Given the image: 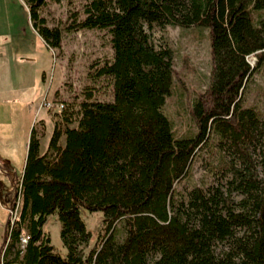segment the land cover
Segmentation results:
<instances>
[{
	"label": "trees",
	"instance_id": "1",
	"mask_svg": "<svg viewBox=\"0 0 264 264\" xmlns=\"http://www.w3.org/2000/svg\"><path fill=\"white\" fill-rule=\"evenodd\" d=\"M23 1L37 34L60 49L62 29L39 13L47 0ZM84 13L68 29L110 35L112 59L96 75L111 80L113 100L87 94L77 108L63 107L44 155V130L32 128L18 216L6 223L0 264H264V119L244 107L264 62V0H88ZM145 26L210 30L211 79L194 103L192 139L175 140L162 113L174 52L166 40L156 48ZM211 139L225 186L195 187L185 197L176 185ZM81 208L103 214V235L89 250ZM53 214L65 257L43 232Z\"/></svg>",
	"mask_w": 264,
	"mask_h": 264
},
{
	"label": "rangeland",
	"instance_id": "2",
	"mask_svg": "<svg viewBox=\"0 0 264 264\" xmlns=\"http://www.w3.org/2000/svg\"><path fill=\"white\" fill-rule=\"evenodd\" d=\"M88 0H60L55 2L47 0L39 13L46 19L48 27L62 29L60 49H52L35 33L31 31L27 9L22 0H0V5L14 4L18 6L21 14L20 23L24 19L20 29L6 24L0 20V120L10 119L15 106L5 100L16 99L20 106L30 103L34 94L43 96L52 105H72L77 108L78 104L92 96L93 101L111 102L113 100L111 80L96 75L97 70L104 63L112 59V47L110 35L103 29H68L69 25L82 20L85 17L84 7ZM264 19V16H263ZM14 26V27H13ZM146 31L156 48L166 43L174 52V71L171 94L165 100L162 113L167 117L170 131L175 140H188L194 138L198 128L192 115L194 103L198 95L204 93L210 85L212 72V57L210 47L209 28L205 26H168L161 31L157 26L148 28ZM16 36L22 37L18 39ZM23 53V63L13 59L12 54L18 56ZM250 63L256 66V58L251 57ZM22 70V72H21ZM18 75V84H14L15 72ZM20 76V74H24ZM42 98V99H43ZM5 99V100H3ZM42 100L39 104V107ZM244 107H254L263 115L264 119V62L257 65L244 94ZM42 112L51 118L54 123L60 120L57 109L40 108ZM63 110V109H62ZM10 113V115H9ZM7 122L0 125V130L8 134L10 128ZM73 124L72 127H75ZM19 130H20V126ZM40 130V126L38 128ZM16 142H12L9 155L13 161L12 169L16 176L21 171L22 132L19 131ZM51 134L47 135L48 139ZM47 137L43 144L47 145ZM4 142V141H3ZM64 137L61 138V144ZM264 151V150H263ZM197 157L193 159L190 176L176 185V191L183 194L195 187H224L225 177L219 170L221 153L216 140H209L206 145L199 149ZM258 155V151H256ZM254 158H257L256 155ZM12 188L8 177H0V253L6 232V223L9 218V207H15V198L18 196L19 183L14 181ZM12 190V191H11ZM11 198L9 204L5 200L8 192ZM19 211V210H18ZM18 215V214H17ZM80 217L90 232L87 250L96 245L103 235V214L101 212L89 213L80 209ZM13 218V217H12ZM11 220V219H10ZM61 224L56 214L48 217L43 232L49 236L51 245L55 251L65 257L66 248L60 239ZM117 241H121L123 232L117 225ZM1 257V254H0Z\"/></svg>",
	"mask_w": 264,
	"mask_h": 264
},
{
	"label": "crops",
	"instance_id": "3",
	"mask_svg": "<svg viewBox=\"0 0 264 264\" xmlns=\"http://www.w3.org/2000/svg\"><path fill=\"white\" fill-rule=\"evenodd\" d=\"M10 1V0H7ZM23 2V0H22ZM24 3V2H23ZM24 7L27 9L26 4L24 3ZM27 13H28V9H27ZM21 17V14L18 12V6L17 5H12V4H5V5H0V20H2L6 26L9 25V27H12V25L14 24V26L17 25V27L19 26V32L21 31L20 29L23 27L24 24V19L22 20V22L20 23L19 18ZM28 19H29V24L31 27V31L35 32L37 34V32L35 31V29L33 28L32 24H31V20H30V16L28 13ZM13 26V27H14ZM38 35V34H37ZM39 36V35H38ZM18 39H22V37L20 36H16ZM40 37V36H39ZM41 38V37H40ZM42 39V38H41ZM12 57L14 60L16 61H20L19 65L23 63V53L20 51L18 53V56L15 55V52H13ZM22 72V70H21ZM15 81H13L14 84H18L19 80H18V75L20 73V71L15 72ZM24 74H20V76H23ZM43 96H38L37 92H35L34 94V99L33 101H31L30 103H27L26 105L20 106L18 101L16 99L14 100H5L4 102H8L14 104L15 106L13 107L14 110H12V116L10 119H5L4 122L2 120H0V125H4L5 122H7L10 131L8 132V134H4L2 130H0V177L4 176V177H8L11 181V185L12 188H15L14 185V181L20 183L21 178H22V174H23V169H24V165H25V160H26V153H27V148H28V143H29V139H30V135H31V130L32 128H35L36 131H40L38 130L39 126L40 129L43 128L44 130V134L43 136L40 138V155H44V153L47 150V145H48V137L47 135L50 133L52 134V130H53V122L51 121V118H49L48 116H46L42 110H39V104L42 100ZM2 104L1 100H0V105ZM10 115V113H9ZM20 126V130L19 127ZM19 131L22 132V149H21V155H20V161H21V171H20V176L17 177L16 176V172L14 171V169H12V165H13V161L11 160V157L9 155V150L11 149L10 147H12L13 143L12 142H16L18 140V133ZM47 137V145L43 144V140ZM4 141V142H3ZM12 191V190H11ZM8 192L5 196V200L8 202V196L9 193ZM9 204V202H8Z\"/></svg>",
	"mask_w": 264,
	"mask_h": 264
},
{
	"label": "built area",
	"instance_id": "4",
	"mask_svg": "<svg viewBox=\"0 0 264 264\" xmlns=\"http://www.w3.org/2000/svg\"><path fill=\"white\" fill-rule=\"evenodd\" d=\"M44 107L47 108V109H57L59 112H61L64 106L62 104L59 105V106H57V105L54 106L51 103L47 102L46 98L44 97L42 99V103H41L39 109L40 108H44ZM17 201L18 202L14 204L15 205L14 208H13V206H10L9 209H8L9 210V218L11 219V221L16 219L17 216H18L17 214H18V209H19V200H17ZM27 240H28L27 236L21 237V239H20L21 244L24 246L26 244ZM0 261H1V257H0Z\"/></svg>",
	"mask_w": 264,
	"mask_h": 264
},
{
	"label": "water",
	"instance_id": "5",
	"mask_svg": "<svg viewBox=\"0 0 264 264\" xmlns=\"http://www.w3.org/2000/svg\"><path fill=\"white\" fill-rule=\"evenodd\" d=\"M4 238H5V235H4ZM4 241V240H3Z\"/></svg>",
	"mask_w": 264,
	"mask_h": 264
}]
</instances>
